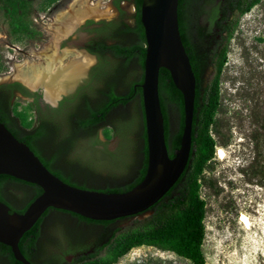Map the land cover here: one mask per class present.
Returning <instances> with one entry per match:
<instances>
[{"label":"water","instance_id":"obj_1","mask_svg":"<svg viewBox=\"0 0 264 264\" xmlns=\"http://www.w3.org/2000/svg\"><path fill=\"white\" fill-rule=\"evenodd\" d=\"M186 0H141L142 103L0 113V264L100 222L148 216L194 144Z\"/></svg>","mask_w":264,"mask_h":264},{"label":"rangeland","instance_id":"obj_2","mask_svg":"<svg viewBox=\"0 0 264 264\" xmlns=\"http://www.w3.org/2000/svg\"><path fill=\"white\" fill-rule=\"evenodd\" d=\"M128 1H119L123 14L118 16V0H0V85L17 84L38 92L42 103L51 107L62 99L72 101L69 108L79 107L83 96L89 106H100L110 90L125 94L142 75L136 60L126 62L107 55L106 63L115 72L108 80L93 78L95 57L90 56L82 76L66 82L62 78L84 53L75 44H85L91 37L84 29L86 23L122 20L132 25ZM206 18L197 14L191 25L202 27ZM119 40L123 44L135 41L125 35ZM210 77L208 65L204 78L208 81ZM32 79L39 82L28 85ZM11 105V112L33 110L31 100L19 95ZM214 120L218 129V134H212L214 156L203 170L205 183L199 188L205 203L204 264H264V0L239 19L229 41ZM219 149L224 152L222 159L217 155ZM242 215L248 218V229L241 222ZM84 231L90 238L103 240L107 229L92 226ZM115 264L191 263L173 253L141 246Z\"/></svg>","mask_w":264,"mask_h":264},{"label":"trees","instance_id":"obj_3","mask_svg":"<svg viewBox=\"0 0 264 264\" xmlns=\"http://www.w3.org/2000/svg\"><path fill=\"white\" fill-rule=\"evenodd\" d=\"M216 1L186 0L181 40L195 76L196 87L192 121L194 144L183 174L171 190L147 210L149 215L145 218L134 219L123 226H119V223L132 218L98 223L107 229L103 238L105 244L100 249L102 254L100 255L99 250L93 255H82L71 264H115L131 249L141 246L173 253L191 264H204L201 246L204 239L205 203L200 198L199 188L205 183L203 170L214 156L215 140L212 134H218L214 117L219 106L220 76L227 62L229 41L239 19L260 0ZM135 4L137 42L131 46L113 45L103 48L126 62L136 58L142 71L139 80L141 84L145 38L140 22L141 0H135ZM197 14L207 15L206 24L199 28L191 25ZM208 65L211 77L206 81L204 71ZM112 72L113 69L108 67V63H104L95 70L93 78L99 74L107 78ZM133 87L123 97L116 96L110 90L107 95L109 100L105 105L127 104L137 95L142 103L141 89Z\"/></svg>","mask_w":264,"mask_h":264},{"label":"flooded vegetation","instance_id":"obj_4","mask_svg":"<svg viewBox=\"0 0 264 264\" xmlns=\"http://www.w3.org/2000/svg\"><path fill=\"white\" fill-rule=\"evenodd\" d=\"M119 1L122 2L123 0H118L115 4V8L118 11V16L123 14V11L120 8ZM126 8L128 10L129 18L132 22V25H129L128 23H125L124 21L120 20L119 22L113 21L108 24L105 23H86V26L84 29L86 31L90 32V38L88 37L86 39L85 44H75L79 49H82L84 53H81L79 55V59L76 63L72 65L70 70L67 71V73L63 76L62 79H65L66 81H71L75 79L76 77L82 76L83 71L88 67L89 62L91 61V57H95V65L96 68L94 69V72L98 67L101 66V64L106 63V57L107 55L114 56V53L110 50H105L103 46L110 47L113 45H123V46H131L134 45L138 38L137 34L135 32L136 28V19H137V7L135 4V0H130L126 4ZM129 8H132L130 10ZM107 31L105 32L104 30ZM129 36L135 40L133 43H125L123 44L120 42L119 38L122 36ZM107 40L111 41V43H108ZM62 48V46H60ZM89 55V56H88ZM115 58H118L114 56ZM85 58V59H83ZM122 59V58H120ZM136 60L137 64L138 60L136 58L131 59ZM140 66V65H139ZM53 71V70H52ZM93 72V73H94ZM142 72V71H141ZM52 73V72H51ZM115 75V72L113 71L112 74H110L107 78H103L101 74H99L97 77L98 79H112ZM140 80V79H139ZM139 80L132 84L130 88L127 90V92L123 95L116 94L114 91V94L118 97L126 96L132 86H134V89H139ZM27 82V81H26ZM39 82V81H38ZM36 82V83H38ZM36 83L32 84L28 82V85H35ZM110 91L107 92V94L104 96V102L101 105H105L108 102L107 95ZM16 95H19L24 98H28L31 100V103L33 104V110H46V109H60V108H69L70 102L68 103V100H60L57 102L56 106H48L42 103V96L40 93L35 92L31 93L30 91L26 90L24 87L17 85V84H2L0 85V113L5 112H11V102L15 98ZM88 98L83 96L81 100H84L79 107H87L89 106ZM137 99L140 103V96L137 95L133 97L132 100ZM131 100V101H132ZM130 101V102H131ZM128 102V103H130ZM127 103V104H128ZM37 105V107L35 105ZM100 105V106H101ZM94 226L102 227L101 224H96ZM105 244V239L100 240V238H90V236L86 233V231H81L73 236H70L54 245H51L35 254H32L28 256V261L31 264H71L76 258L82 256V255H93L101 249V247ZM101 251V250H100ZM102 254V251L100 252V255Z\"/></svg>","mask_w":264,"mask_h":264},{"label":"bare ground","instance_id":"obj_5","mask_svg":"<svg viewBox=\"0 0 264 264\" xmlns=\"http://www.w3.org/2000/svg\"><path fill=\"white\" fill-rule=\"evenodd\" d=\"M78 1H80V0H76V2H78ZM64 18H65V17H64ZM49 74H51V72H49ZM27 75H28V74H27ZM29 77H30V76H29ZM32 77H33L34 79H36V77H34L33 75H31V78H32ZM37 78H38V77H37ZM34 79H32V81H31L30 83H32V84L36 83ZM217 155H218L219 159H222V158L224 157V152H223V150H222V149H219L218 152H217ZM241 222L244 223V225L246 226L247 229L249 228V221H248V218H247L245 215H242V217H241Z\"/></svg>","mask_w":264,"mask_h":264}]
</instances>
